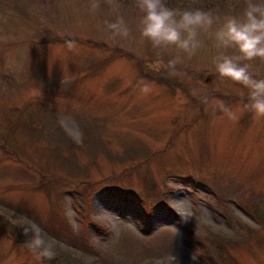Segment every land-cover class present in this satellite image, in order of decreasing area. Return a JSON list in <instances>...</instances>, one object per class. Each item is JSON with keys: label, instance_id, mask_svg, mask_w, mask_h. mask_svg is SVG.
I'll return each mask as SVG.
<instances>
[{"label": "rangeland", "instance_id": "1", "mask_svg": "<svg viewBox=\"0 0 264 264\" xmlns=\"http://www.w3.org/2000/svg\"><path fill=\"white\" fill-rule=\"evenodd\" d=\"M247 2L166 0L216 18L189 57L141 37L135 0H0V264H264V117L214 64Z\"/></svg>", "mask_w": 264, "mask_h": 264}, {"label": "clouds", "instance_id": "2", "mask_svg": "<svg viewBox=\"0 0 264 264\" xmlns=\"http://www.w3.org/2000/svg\"><path fill=\"white\" fill-rule=\"evenodd\" d=\"M142 13L140 35L149 41L154 49L177 50L192 56L201 47L199 35L208 31L216 18L211 11L202 8H172L166 0H135ZM114 35L122 38L129 36L123 18L109 25ZM215 46L219 53L214 57L216 72L248 89V102L243 107L256 117H264V78H256L247 62L257 58L264 60V0H248L242 17L228 16L214 31ZM72 45L69 44V47ZM234 49L237 54L229 55L227 50ZM179 57L168 61V67L175 69ZM147 91V86L143 89ZM218 109L230 120L238 119L235 111L223 102ZM28 237V247L39 258L51 260L55 256L52 244L45 239L43 229L35 223L24 228ZM193 261L197 258L193 255Z\"/></svg>", "mask_w": 264, "mask_h": 264}]
</instances>
